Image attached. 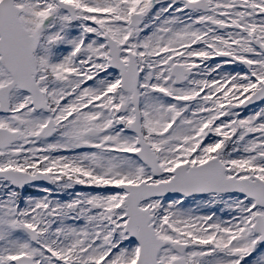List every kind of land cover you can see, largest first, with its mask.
<instances>
[{
    "label": "snow or ice",
    "instance_id": "snow-or-ice-1",
    "mask_svg": "<svg viewBox=\"0 0 264 264\" xmlns=\"http://www.w3.org/2000/svg\"><path fill=\"white\" fill-rule=\"evenodd\" d=\"M0 264H264V0H0Z\"/></svg>",
    "mask_w": 264,
    "mask_h": 264
}]
</instances>
